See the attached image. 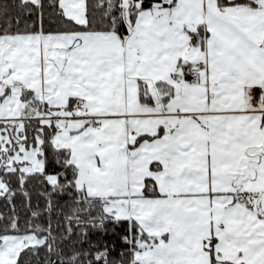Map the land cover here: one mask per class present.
<instances>
[{
	"label": "snow or ice",
	"instance_id": "obj_1",
	"mask_svg": "<svg viewBox=\"0 0 264 264\" xmlns=\"http://www.w3.org/2000/svg\"><path fill=\"white\" fill-rule=\"evenodd\" d=\"M0 264H264V0H0Z\"/></svg>",
	"mask_w": 264,
	"mask_h": 264
}]
</instances>
